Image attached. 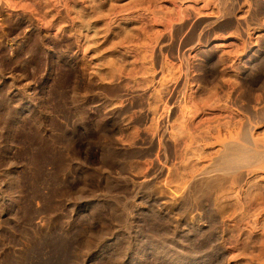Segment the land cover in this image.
<instances>
[{
	"label": "rangeland",
	"instance_id": "obj_1",
	"mask_svg": "<svg viewBox=\"0 0 264 264\" xmlns=\"http://www.w3.org/2000/svg\"><path fill=\"white\" fill-rule=\"evenodd\" d=\"M263 117L264 0H0V264H264Z\"/></svg>",
	"mask_w": 264,
	"mask_h": 264
},
{
	"label": "bare ground",
	"instance_id": "obj_2",
	"mask_svg": "<svg viewBox=\"0 0 264 264\" xmlns=\"http://www.w3.org/2000/svg\"><path fill=\"white\" fill-rule=\"evenodd\" d=\"M51 4V3H50ZM100 4V3H99ZM42 6V5H41ZM129 6V5H128ZM67 7V6H66ZM99 8V7H98ZM92 9V8H91ZM113 10V9H112ZM63 11V10H62ZM58 12V11H57ZM76 12V11H75ZM81 12H82V10H81ZM95 12V11H94ZM106 13H108V12H106ZM89 15V14H88ZM229 15V14H228ZM94 16V15H93ZM196 16V15H195ZM70 17H71V15H70ZM78 18V17H77ZM86 18V17H85ZM177 18V17H176ZM83 19V18H82ZM79 20V19H78ZM81 20V19H80ZM186 20V19H185ZM63 21V20H62ZM82 21V20H81ZM203 21H205V20H202V22ZM226 21H227V19H226ZM91 24V23H90ZM190 24V23H189ZM220 24V23H219ZM224 24H225V22H224ZM185 25V24H184ZM182 26V25H181ZM193 26H195V25H193ZM84 27V26H83ZM196 27V26H195ZM187 29V28H186ZM82 30V29H81ZM190 31V30H189ZM206 32V31H205ZM209 32V31H208ZM72 33V32H71ZM196 33V32H195ZM198 33V32H197ZM72 35V34H71ZM192 35V34H191ZM205 35V34H204ZM196 36H197V34H196ZM186 37V36H185ZM192 38V37H191ZM181 39V38H180ZM188 39H189V36H188ZM189 40H191V39H189ZM188 41V40H187ZM207 42V41H206ZM185 44V43H184ZM189 44V43H188ZM184 47V46H183ZM188 50V49H187ZM171 54V53H170ZM198 54V53H197ZM181 62V61H180ZM180 62H178V63H180ZM197 62V61H196ZM194 65V64H193ZM178 66V65H177ZM182 71H184L183 69H182ZM174 73V72H173ZM178 73V72H177ZM196 74V73H195ZM195 77V76H194ZM192 78V77H191ZM179 79V78H178ZM167 80V79H166ZM184 80V79H183ZM174 82V81H173ZM182 83V82H181ZM177 84V83H176ZM169 86V85H168ZM167 88V87H166ZM240 89V88H239ZM231 91V90H230ZM234 91V90H233ZM236 91V90H235ZM239 91H238V89H237V93H238ZM247 93V92H246ZM246 93L244 94V93H242V94H244V95H246ZM230 94V93H229ZM229 94L227 95V96H229ZM233 94V93H232ZM235 95H236V92L234 93ZM241 94V93H240ZM239 94V95H240ZM160 95V94H159ZM173 96V95H172ZM175 96V95H174ZM238 96V95H237ZM243 96V95H242ZM242 96H239V99H240V97L242 98ZM247 96V95H246ZM179 97V96H178ZM187 97V96H186ZM230 97V96H229ZM232 97V96H231ZM253 97V96H252ZM261 97V96H260ZM172 98V97H171ZM174 98V97H173ZM243 98H244V96H243ZM246 98V97H245ZM261 98H263V95H262V97ZM162 99V98H161ZM160 99V100H161ZM165 99V98H164ZM184 99H186L185 97H184ZM228 99V98H227ZM126 100V99H125ZM157 100V99H156ZM183 100V99H182ZM188 100V99H187ZM229 100V99H228ZM238 100V99H237ZM242 101H244V99L242 100ZM247 101V100H246ZM257 101V100H256ZM233 102H234V96H233ZM238 102H239V100H238ZM255 102V101H254ZM125 103V102H124ZM179 103V102H178ZM177 103V104H178ZM235 103H236V101H235ZM240 103H241V99H240ZM249 102H247V104H248ZM168 104V103H167ZM238 104V103H237ZM247 104L245 105V109L248 107V109H249V106H247ZM189 105V104H188ZM191 105V104H190ZM239 105V104H238ZM244 105V104H243ZM253 105V104H252ZM159 106V105H158ZM178 106V105H177ZM240 106V105H239ZM176 107V106H175ZM253 107V106H252ZM251 107V108H252ZM170 108V107H169ZM179 108V107H178ZM184 108V107H183ZM188 108H189V106H188ZM225 108V107H224ZM244 108V107H243ZM242 108V109H243ZM258 108V107H257ZM262 108V107H261ZM176 109V108H175ZM180 109H181V107H180ZM121 110V109H120ZM178 110V109H177ZM176 110V111H177ZM158 111V110H157ZM182 111V110H181ZM191 111V110H190ZM249 112H250V110H248ZM247 111V112H248ZM261 111V110H260ZM252 112V111H251ZM263 112V111H262ZM173 113V112H172ZM253 114H254V112H252ZM251 114V113H250ZM169 115V114H168ZM192 115H194V114H192ZM245 115V114H244ZM258 115V114H257ZM161 116V115H160ZM196 116V115H195ZM241 117V116H240ZM162 118V117H161ZM167 118V117H166ZM215 118V117H214ZM235 118V117H234ZM254 118V117H253ZM261 118L262 117H260V119H258V120H261ZM264 118V117H263ZM170 119V118H169ZM192 119V118H191ZM255 119V118H254ZM248 120V119H247ZM185 121V120H184ZM193 122V121H192ZM237 122V121H236ZM239 122V121H238ZM259 122V121H258ZM157 123V122H156ZM183 123V122H182ZM187 123V122H186ZM197 123V122H196ZM195 123V124H196ZM194 124V125H195ZM235 124V123H234ZM233 124V125H234ZM182 125V124H181ZM245 125V124H244ZM249 125V124H248ZM252 125V124H251ZM186 126V125H185ZM197 126V125H196ZM243 126V125H242ZM155 127V126H154ZM187 127V126H186ZM254 127V126H253ZM174 128V127H173ZM210 128V127H209ZM234 128V127H233ZM240 128H241V126H240ZM243 128V127H242ZM157 129V128H156ZM187 129V128H186ZM189 129V128H188ZM220 129V128H219ZM194 130H196V129H194ZM217 130V129H216ZM236 130V129H235ZM237 131V130H236ZM251 131V130H250ZM249 128H248V126H247V123H246V126H244V130L242 129V132L243 133H241L240 134V137H238L239 138V142H236V141H231L230 142V144L228 145V144H226L227 145V147H226V145H225V147L227 148H225L224 149V146H223V149L224 150H227L226 151V153H224L222 156H219L220 157V159H219V157H218V159H219V161L216 159V157L213 159V161L216 163L215 165L213 164V163H211L212 165H214V166H216V168H217V170H221L222 168H220L221 166H229V165H231V164H233L235 161L237 162V161H239L241 158H243L247 153H248V149L250 148L249 146L252 144L251 143V140H250V136H249ZM172 132V131H171ZM186 132V131H185ZM184 132V133H185ZM191 132V131H190ZM206 132V131H205ZM219 132V131H218ZM224 132V131H223ZM222 132V133H223ZM226 132V131H225ZM241 132V131H240ZM239 132V133H240ZM192 133V132H191ZM208 134V133H207ZM220 134V133H219ZM228 134H229V132H228ZM232 134V133H231ZM187 135V134H186ZM194 135V134H193ZM234 135H236V137H234ZM200 136V135H199ZM229 136V135H228ZM227 136V137H228ZM161 137V136H160ZM188 137V136H187ZM191 137V136H190ZM223 137V136H222ZM233 137L234 138H237V134H233ZM166 138V137H165ZM173 138V137H172ZM195 138V137H194ZM198 138V137H197ZM210 138V137H209ZM252 138V137H251ZM190 139V138H189ZM181 140H183V139H181ZM232 140V139H231ZM176 141V140H175ZM191 141V140H190ZM196 141V140H195ZM199 141V140H198ZM182 143V142H181ZM184 143V142H183ZM192 143V142H191ZM227 143H229V142H227ZM154 144V143H153ZM159 144H161V143H159ZM220 144V147L219 148H221V143H219ZM176 145V144H175ZM194 145V144H193ZM254 145V144H253ZM160 146V145H159ZM158 147V146H157ZM176 148H178V147H176ZM180 148H182V147H180ZM154 149V148H153ZM170 149V148H169ZM196 149V148H195ZM198 149V148H197ZM149 150V149H148ZM163 150V149H162ZM168 150V149H167ZM212 150V149H211ZM220 150V149H219ZM224 150H220V151H224ZM228 150H232V151H234V153H232V154H229L228 153ZM150 151V150H149ZM190 151H191V149H190ZM151 152V151H150ZM149 152V153H150ZM157 152H158V149H157ZM202 153H204V152H202ZM208 153V152H207ZM207 153H206V155H207ZM214 153V152H213ZM217 153V152H216ZM220 153V152H219ZM160 154V153H159ZM171 154V153H170ZM175 154V153H174ZM210 155H212V153L210 154ZM231 155H233L234 157H230ZM259 155V154H258ZM171 156V155H170ZM186 157V156H185ZM208 157V156H207ZM257 156H255V158H256ZM161 158V157H160ZM164 158V157H163ZM170 158V157H169ZM253 158V157H252ZM218 161V163L216 162V160ZM163 160V159H162ZM155 161V160H154ZM206 161H207V159H206ZM208 162V161H207ZM148 163V162H147ZM157 164H159V163H157ZM204 164V163H203ZM236 164V163H235ZM239 165V164H238ZM155 166V165H154ZM209 166H211V165H209ZM227 166V167H228ZM178 167V166H177ZM229 167H231V166H229ZM233 167V166H232ZM236 167V166H235ZM215 168V167H214ZM193 169V168H192ZM226 169V168H225ZM231 169V168H230ZM240 169V168H239ZM216 170V171H217ZM224 170V169H223ZM222 170V171H223ZM210 171V170H209ZM236 171V170H235ZM204 173V172H203ZM210 175V174H209ZM208 176V175H207ZM223 177H224V174L222 175ZM238 176V175H237ZM215 177L216 178H214V180L215 181H217L218 179V176H216L215 175ZM240 177V176H239ZM184 178V177H183ZM204 178V177H203ZM210 178V177H209ZM209 178H207V179H209ZM221 178V177H220ZM217 179V180H216ZM200 180V179H199ZM221 180V179H220ZM219 180V181H220ZM235 180V179H234ZM185 181V180H184ZM209 181V180H208ZM212 180L210 179V182H211ZM228 181V180H227ZM195 182V181H194ZM204 183H205V181H203ZM196 183H197V181H196ZM213 183V182H212ZM221 183V182H220ZM233 183V182H232ZM208 184V183H207ZM209 185H210V183H209ZM216 185H218V184H216ZM180 186V185H179ZM198 187H199V185H197ZM211 186H212V184H211ZM219 186V185H218ZM203 187V186H202ZM201 187V188H202ZM216 187V186H215ZM214 187V188H215ZM223 187V186H222ZM208 188H209V186H208ZM192 189V188H191ZM213 189V188H212ZM220 189H221V187H220ZM223 189H225V188H223ZM203 190V189H202ZM208 190V189H207ZM197 192V191H196ZM209 192V191H208ZM201 193V192H200ZM196 195V194H195ZM206 195V194H205ZM208 195V194H207ZM187 196V195H186ZM184 197V196H183ZM219 197V196H218ZM189 199V198H188ZM220 199V198H219Z\"/></svg>",
	"mask_w": 264,
	"mask_h": 264
}]
</instances>
